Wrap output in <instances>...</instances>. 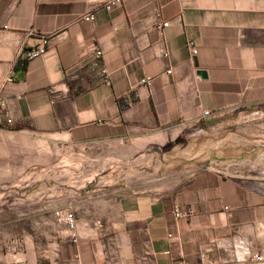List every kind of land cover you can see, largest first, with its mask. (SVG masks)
Masks as SVG:
<instances>
[{"label": "crops", "instance_id": "0c3cea01", "mask_svg": "<svg viewBox=\"0 0 264 264\" xmlns=\"http://www.w3.org/2000/svg\"><path fill=\"white\" fill-rule=\"evenodd\" d=\"M107 1L0 0V264L264 251V177L185 145L189 126L264 105V0ZM44 36L47 51L28 60ZM205 109L221 113L201 119Z\"/></svg>", "mask_w": 264, "mask_h": 264}, {"label": "rangeland", "instance_id": "374dc122", "mask_svg": "<svg viewBox=\"0 0 264 264\" xmlns=\"http://www.w3.org/2000/svg\"><path fill=\"white\" fill-rule=\"evenodd\" d=\"M221 116L211 128L202 123L187 128L188 156L197 154L204 162L247 161L236 170L264 177V105L237 108Z\"/></svg>", "mask_w": 264, "mask_h": 264}, {"label": "built area", "instance_id": "2783aa9c", "mask_svg": "<svg viewBox=\"0 0 264 264\" xmlns=\"http://www.w3.org/2000/svg\"><path fill=\"white\" fill-rule=\"evenodd\" d=\"M127 0H108L106 3L107 9H112L114 6L117 5H122L126 2ZM83 19L88 20V21H95L96 20V15L95 14H87L83 16ZM170 25V21H166L162 24L161 27H167ZM49 44V39L47 36H44L41 43H39L37 46L34 48L30 49L27 51L26 58L28 60H31L35 57H38L42 54H44L47 51ZM189 47L192 49L193 54H196L198 52L197 45L194 40L189 41ZM94 66L103 74L104 80L106 83L111 84V77L110 73L107 69V67L104 64L103 61V50L101 48H97L96 50V59L94 61ZM143 82H147V79H143ZM6 106L5 100L0 98V109H4ZM221 111L216 110H209L205 109L201 113V119H207L210 117H213L215 115L220 114ZM4 115L7 118V123L8 125L13 124V118L11 116V112L9 110L4 111ZM175 215L178 218H186L192 214V211L187 212V211H182L179 207H176L175 210ZM56 216L59 220L65 221L70 229L74 231L77 228L78 222L75 214L72 211H57ZM172 236V235H171ZM75 237V241H76ZM264 262V251H257L254 252L249 259L247 260H240V261H216L212 257H210L207 252H203L199 255V259L196 262H188V261H180L179 264H255V263H260Z\"/></svg>", "mask_w": 264, "mask_h": 264}, {"label": "water", "instance_id": "95a60500", "mask_svg": "<svg viewBox=\"0 0 264 264\" xmlns=\"http://www.w3.org/2000/svg\"><path fill=\"white\" fill-rule=\"evenodd\" d=\"M201 74L206 75V72L205 71H201Z\"/></svg>", "mask_w": 264, "mask_h": 264}, {"label": "trees", "instance_id": "16d2710c", "mask_svg": "<svg viewBox=\"0 0 264 264\" xmlns=\"http://www.w3.org/2000/svg\"><path fill=\"white\" fill-rule=\"evenodd\" d=\"M29 51V50H28Z\"/></svg>", "mask_w": 264, "mask_h": 264}]
</instances>
